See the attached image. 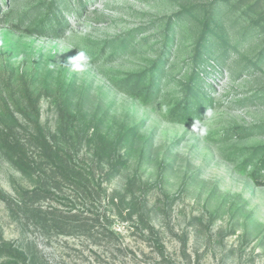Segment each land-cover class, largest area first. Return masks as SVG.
I'll return each instance as SVG.
<instances>
[{
    "label": "rangeland",
    "instance_id": "1",
    "mask_svg": "<svg viewBox=\"0 0 264 264\" xmlns=\"http://www.w3.org/2000/svg\"><path fill=\"white\" fill-rule=\"evenodd\" d=\"M78 49L91 57L88 72L65 66ZM197 74L204 88L190 95ZM136 80H152L153 95L135 96ZM25 91L49 133L59 96L113 138L135 129L122 163L100 181L98 213L131 180L164 246L115 215L59 228L0 200L3 238L37 264H264V175H252L264 154V0H0V110L27 105ZM194 120L205 135L191 132ZM78 148L97 173L108 167L90 145ZM16 184L30 182L0 152V188L15 196Z\"/></svg>",
    "mask_w": 264,
    "mask_h": 264
},
{
    "label": "trees",
    "instance_id": "2",
    "mask_svg": "<svg viewBox=\"0 0 264 264\" xmlns=\"http://www.w3.org/2000/svg\"><path fill=\"white\" fill-rule=\"evenodd\" d=\"M208 30L209 28L202 32L200 40L208 38L206 36ZM205 60L206 57L201 58L203 64ZM207 73L205 71L204 76ZM193 80L187 82L186 93L190 95L204 88L199 74ZM152 82L151 80L145 85L141 80H136V85L132 89L134 95L152 96L154 91ZM202 92L207 95L205 90ZM187 97L184 102L188 101ZM25 98L27 105L16 106L15 110L28 118L30 123L26 126L19 124L14 114L15 110L11 106L4 105L0 110V152L10 165L30 182V185H13L15 196L0 188V200L10 209L21 211L27 215V218H34L40 224L49 221L59 228H86L89 222L92 223L90 226H93L100 219L109 221L108 216L115 215L122 221L134 223L135 225L132 226L139 231L141 238L152 241L162 253L164 246L146 216V202L143 196L137 197L135 191L131 189V180L125 185L124 191L113 192L107 196L106 206L109 208L107 209L109 215H106V210L98 213L97 204L102 200V196L105 197L100 181L110 179L122 163L120 148L129 145L135 129H126L113 138L100 130L97 125H90L80 110L70 109L68 99L59 96L57 130L55 133H49L39 122L37 97L32 92L25 91ZM181 105L177 110L181 112V117H185L189 110L186 104ZM82 143L92 147V159L98 165L102 167L103 164H107L108 167L102 168L97 173L96 168L84 163L85 160H81L78 155V146ZM252 175L255 179L264 175V154L257 159ZM65 187L71 190L75 199L69 198V195L64 193ZM143 188L144 191L148 190V188L145 190L144 184ZM46 200L49 202L43 208L41 202ZM79 205H84V210H81ZM61 206H66L67 210L64 211ZM0 264L37 263L35 258L30 257L24 249L4 239L0 231Z\"/></svg>",
    "mask_w": 264,
    "mask_h": 264
},
{
    "label": "clouds",
    "instance_id": "3",
    "mask_svg": "<svg viewBox=\"0 0 264 264\" xmlns=\"http://www.w3.org/2000/svg\"><path fill=\"white\" fill-rule=\"evenodd\" d=\"M65 66L77 73L88 72L91 69V57L86 52L79 50L74 57L69 59L67 65ZM212 115V112L208 109L205 114V121L210 119ZM206 131L207 129L204 123L194 120L191 132H195L198 135L203 136L206 134Z\"/></svg>",
    "mask_w": 264,
    "mask_h": 264
}]
</instances>
